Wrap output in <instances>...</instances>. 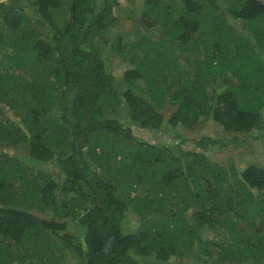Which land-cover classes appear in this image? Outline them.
Returning <instances> with one entry per match:
<instances>
[{
  "label": "trees",
  "instance_id": "16d2710c",
  "mask_svg": "<svg viewBox=\"0 0 264 264\" xmlns=\"http://www.w3.org/2000/svg\"><path fill=\"white\" fill-rule=\"evenodd\" d=\"M118 1L0 6V264H264V162L213 158L227 142L205 134L174 149L117 116L156 129L212 117L228 140L263 144L264 0H144L152 34L127 40L108 35ZM24 145L60 177L7 148Z\"/></svg>",
  "mask_w": 264,
  "mask_h": 264
},
{
  "label": "rangeland",
  "instance_id": "374dc122",
  "mask_svg": "<svg viewBox=\"0 0 264 264\" xmlns=\"http://www.w3.org/2000/svg\"><path fill=\"white\" fill-rule=\"evenodd\" d=\"M8 5H15L22 8L28 14L33 15V6L31 0H7ZM144 5V0H119L117 5H113V12L117 15L118 19L115 24L110 26L108 29V35L115 31H120L121 34L127 38L133 39V29H139L147 34H152L151 30H147L143 23L140 21L137 13H139ZM237 22V21H236ZM110 57L109 63L113 72L117 77L121 76L122 71L127 66V63L122 61L117 57L116 52L107 53ZM119 112L117 116L125 125L130 126L133 132L143 138L152 141H162L174 145V149H178L180 146L184 145H193L192 142H186L183 144V138L185 136H200L201 134L208 135L212 138H225L227 144L224 147L218 149L217 147L212 148L210 151V156L213 158H218L222 162L226 160L233 159L235 164L239 169H242L246 164L250 163L251 160H257L264 162V156H261V151L264 148V142L261 144L262 140L259 139H240V140H228L232 138L234 132L222 134V127L220 124L215 122L212 117H204L202 120L194 125L193 128L187 129L182 125L176 127H171L170 124L165 123L166 128H146L139 125L136 121H132L127 117L123 108L118 109ZM172 110V105H168L167 109L164 110V117L169 116L170 111ZM113 115V114H112ZM261 144V145H260ZM12 153L19 156L28 164L32 165L35 169L41 168L44 170L51 171L56 177H60L61 171L59 167L55 164L52 159L47 161H42L35 159L28 155L27 145L17 147V149L12 147H7ZM217 148V149H216ZM258 149V151L256 150ZM257 155V156H256ZM259 156V157H258ZM257 157V158H256ZM136 217L135 214L128 212L126 217L123 219V230L128 231L134 229L136 226ZM67 230L75 235H79L82 232V226L77 222L76 218L67 219ZM205 230L203 235L205 236H214L209 229ZM77 258L74 256L71 258L69 254L68 263H73Z\"/></svg>",
  "mask_w": 264,
  "mask_h": 264
},
{
  "label": "built area",
  "instance_id": "2783aa9c",
  "mask_svg": "<svg viewBox=\"0 0 264 264\" xmlns=\"http://www.w3.org/2000/svg\"><path fill=\"white\" fill-rule=\"evenodd\" d=\"M4 3H7V0H0V6Z\"/></svg>",
  "mask_w": 264,
  "mask_h": 264
},
{
  "label": "crops",
  "instance_id": "0c3cea01",
  "mask_svg": "<svg viewBox=\"0 0 264 264\" xmlns=\"http://www.w3.org/2000/svg\"><path fill=\"white\" fill-rule=\"evenodd\" d=\"M261 153H262L261 156H264V152L261 151ZM256 156H257V155H256ZM258 157H259V156H258ZM256 158H257V157H256Z\"/></svg>",
  "mask_w": 264,
  "mask_h": 264
}]
</instances>
